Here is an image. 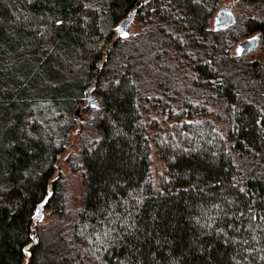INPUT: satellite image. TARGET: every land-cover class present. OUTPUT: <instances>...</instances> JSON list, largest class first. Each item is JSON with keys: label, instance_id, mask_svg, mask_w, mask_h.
Returning <instances> with one entry per match:
<instances>
[{"label": "trees", "instance_id": "1", "mask_svg": "<svg viewBox=\"0 0 264 264\" xmlns=\"http://www.w3.org/2000/svg\"><path fill=\"white\" fill-rule=\"evenodd\" d=\"M220 1L0 0V264H23L30 242L26 264H264V63L232 51L257 30L264 47V0H236L235 23L212 28ZM133 9L141 30L109 46ZM168 49L177 60L162 59ZM150 73L202 91L176 95L156 180L138 102ZM90 85L100 104L81 124L100 135L80 148L84 202L67 223L65 181L50 178ZM235 155L256 165L242 173ZM44 199L48 228L33 220Z\"/></svg>", "mask_w": 264, "mask_h": 264}, {"label": "rangeland", "instance_id": "2", "mask_svg": "<svg viewBox=\"0 0 264 264\" xmlns=\"http://www.w3.org/2000/svg\"><path fill=\"white\" fill-rule=\"evenodd\" d=\"M140 1L144 2L146 0H140ZM230 3L233 4V11L235 13V20L231 24L235 23L240 12V9L236 7V0H221L210 18V23H209L210 27L213 28L214 26L215 13L217 9L222 5L228 6ZM135 11L136 10L133 9L132 12L129 14V16L131 15V17L128 23L126 24L124 30L121 32V34H123V37L128 38L134 34H137L143 26L140 23L141 21L136 15ZM121 20L122 19H120L114 25V34L108 40L109 46H111L114 38L116 36H119L120 32H118L117 30V25ZM163 22L166 28L165 33L168 32L166 33L168 36L171 34H178L171 22H165L163 18L156 17V23L160 24ZM161 34H164V32H162ZM254 34L259 35V41L257 47L252 48L247 52L240 54H246L250 58H258L264 63V47H263L261 32L257 30L245 37ZM245 37H241L235 42L232 48L233 53L239 54L238 42ZM169 48L170 50H173L172 46H170ZM170 50L168 49L167 52L163 54L162 56L163 60L175 61L178 59L173 53L170 52ZM176 70H179V67H177ZM183 73L184 74L181 77V84L184 87H190V85L193 84L192 81L193 70L188 66L186 67V71H184ZM147 80L148 82L146 84H151V86L147 88H141L139 92L138 102L142 111V118L145 122V133L147 134L150 141V155L152 159L151 175L153 179L156 180L158 174L166 170V164L164 160L160 157L156 149V140L160 135L165 134V132H167L174 123V120L170 116V110L171 109L175 110L176 108H178L177 105L181 106L180 104L181 98L179 96H181L182 98L197 99L202 96V91L199 94L195 92L197 96L187 89H182V90L180 89V92H178L173 87L170 88L165 87L163 81L157 79L151 73L147 75ZM84 96H85V100L79 103L75 107V111H76L75 113L78 118V122L69 131L66 138L65 148L62 151H60L57 155L55 161L56 171L54 175L50 178V183H51L54 178H56L61 174V177L65 181L63 187H65L64 191H65L66 203L63 209L64 212H62V214H64L63 217L65 219V222L67 223H70L71 221L73 222L75 215L81 209L84 202V194L86 190V177L84 173V168L82 166V160L80 158V152H81L80 148L82 147L83 144H86L88 147H91L92 145H94V143L97 141L100 135L99 130L96 127L89 126L83 128L84 126H82L81 124L82 121L88 120L91 116V114H88L87 111H85L86 109L85 107L89 105L88 101L100 104V95L97 92L93 91L92 86L90 85L88 89H85ZM217 111H218V105L215 103H210L209 116L215 122L219 130L222 133H224L225 132L224 122L220 117V114L219 115L217 114ZM251 159H252L251 157L249 158V157H242L235 155V161L240 165V168L242 169L241 170L242 173L245 172L244 170L253 169L254 165H256V160L255 159L251 160ZM49 190H50L49 192H51L52 185L49 187ZM41 212H42V217L40 219L33 218L34 225L37 223L46 225L52 218L51 209L49 207H46L45 204L42 206ZM46 228H48V226ZM72 228L73 227H70L68 231L69 238H71L70 233L72 231ZM30 245L31 242L25 246L26 256L23 260V264H26V261L28 259V255L30 253L29 250Z\"/></svg>", "mask_w": 264, "mask_h": 264}, {"label": "water", "instance_id": "3", "mask_svg": "<svg viewBox=\"0 0 264 264\" xmlns=\"http://www.w3.org/2000/svg\"><path fill=\"white\" fill-rule=\"evenodd\" d=\"M131 15L123 18L119 24L117 25V30L118 32H122L126 26V24L128 23L129 19H130ZM215 18L217 19V24H219V26H228L231 23L234 22L235 20V13L233 11V4L230 3L228 6H220L216 13H215ZM258 41H259V35L258 34H254L248 37L243 38L242 40H240L238 42V46H239V53H244L247 52L248 50L257 47L258 45ZM46 199H44L43 201H41L37 207H36V211L34 213V218H38L40 219L42 217V212H41V208L44 205ZM35 240H37V238L35 237Z\"/></svg>", "mask_w": 264, "mask_h": 264}, {"label": "flooded vegetation", "instance_id": "4", "mask_svg": "<svg viewBox=\"0 0 264 264\" xmlns=\"http://www.w3.org/2000/svg\"><path fill=\"white\" fill-rule=\"evenodd\" d=\"M216 22H217V19L215 18L214 19V26H213V28H225V27H228L229 26V25L228 26H219V24H217Z\"/></svg>", "mask_w": 264, "mask_h": 264}]
</instances>
